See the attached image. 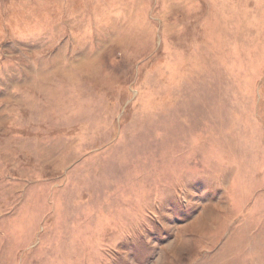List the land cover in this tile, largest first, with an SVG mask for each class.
Here are the masks:
<instances>
[{"label":"rangeland","instance_id":"rangeland-1","mask_svg":"<svg viewBox=\"0 0 264 264\" xmlns=\"http://www.w3.org/2000/svg\"><path fill=\"white\" fill-rule=\"evenodd\" d=\"M0 264H264V0H0Z\"/></svg>","mask_w":264,"mask_h":264}]
</instances>
